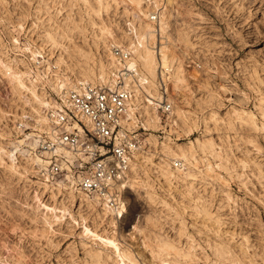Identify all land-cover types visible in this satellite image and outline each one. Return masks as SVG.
<instances>
[{
  "label": "rangeland",
  "instance_id": "374dc122",
  "mask_svg": "<svg viewBox=\"0 0 264 264\" xmlns=\"http://www.w3.org/2000/svg\"><path fill=\"white\" fill-rule=\"evenodd\" d=\"M138 1L0 0V264H264V0L167 3L150 43L180 65L173 122L137 129L124 217L44 179L28 135L58 82L71 88L86 56L109 57L111 34L153 28ZM151 77L146 96L159 94ZM181 147L189 160L176 168Z\"/></svg>",
  "mask_w": 264,
  "mask_h": 264
},
{
  "label": "built area",
  "instance_id": "2783aa9c",
  "mask_svg": "<svg viewBox=\"0 0 264 264\" xmlns=\"http://www.w3.org/2000/svg\"><path fill=\"white\" fill-rule=\"evenodd\" d=\"M147 18L155 35L160 36L158 10ZM152 46L156 51L161 47L157 43ZM111 52L120 64L113 83H80L68 88L65 96L57 100L50 127L40 134L36 151L48 161L47 170L55 181L118 212L128 206L129 177L144 143L137 129L145 127L131 124V102L140 65L132 61L134 52L127 43L112 44ZM128 78L131 81L127 82ZM159 78V94L146 96V88L142 87L141 96L150 98L157 107L161 124L172 125L169 79L161 75ZM142 109L135 108L133 114L140 117ZM173 165L179 168L182 162L176 159Z\"/></svg>",
  "mask_w": 264,
  "mask_h": 264
},
{
  "label": "bare ground",
  "instance_id": "6f19581e",
  "mask_svg": "<svg viewBox=\"0 0 264 264\" xmlns=\"http://www.w3.org/2000/svg\"><path fill=\"white\" fill-rule=\"evenodd\" d=\"M170 1L172 0H153V3L148 7V10L149 9L158 10V12L160 13V17H161L160 18L161 27L164 30H166L168 26L167 21L165 20V16L167 12L166 5L167 3H170ZM138 2H139L140 10L144 14H149L145 12V9H143L142 6H140L141 0H139ZM129 24L130 26L126 28L122 36L117 37L113 34L111 35L114 39V44L122 45L124 44V41L127 43V46L130 47L132 51L134 52V59L132 61L136 63L138 62V64L140 65L138 72H137V76H136L137 79L134 83L135 96L133 97L132 102H131L132 104L131 108L133 110L131 114V118H132L131 124L136 125L138 123L137 117L133 114L134 109L138 107L139 108L142 107L143 109H145V113L142 114L145 118L143 121V126L146 129H151V127H157L159 123L161 122V119L159 115L157 114V107L151 104L152 103L151 99L150 98L145 99L144 97L141 96L142 95L141 88L143 87V88H146L145 90H148V85L150 83L155 84L153 83L154 80L150 79V77L152 76L153 78H155L157 74L163 77H166L168 79L172 77L176 80H179L181 78L180 65L175 61L174 56H171V52L166 45H161V47H159L156 51L153 48V46L150 44V39L155 36L153 28L150 24L144 22L143 20L139 21L138 23L134 21H130ZM86 57L87 59L84 62V65L81 66V70L72 79L74 86H77L80 83H92V84L104 83V82L113 83V75L115 73V69H118L120 67V64L115 59L112 52L109 53V57H107L105 60L99 59V61H97L93 57L92 58L88 56ZM138 79L140 82H138ZM129 81H131L130 78H128L127 82ZM56 90L59 93L60 97H64L68 90V87L65 82H58L56 84ZM148 93L151 94L150 91ZM45 104L48 106V111H45L44 113L41 114L40 123L38 125L36 124V127H34L35 131L34 132L32 131L33 133H31V135H28V138L32 136L33 138L32 144L34 147L37 146L38 139L40 137L41 132L44 130H47L50 127V122L52 120V113H54L55 107L57 106V104H52L49 102H46ZM177 112L179 113L181 117L182 116L181 111L175 108L174 113H177ZM136 155H137V158L141 156L140 153ZM170 156H171V159L180 158L182 160V164L184 165L189 160L187 150L183 147H181L180 149H175V150L170 151ZM33 159L42 160L40 156L39 157L37 156ZM47 163L45 167L46 169H48ZM168 164H169L168 171L170 173H174L176 169L173 171V169L170 166L171 163H168ZM132 170H133L132 171L133 174L129 177V183H128L129 192H131V186H133L136 174L138 173L137 163H135L132 166ZM43 175L45 176L44 179L46 181H50L51 175L48 172V170L45 171ZM56 184H57L56 188L68 190V193L71 197H78L81 201L88 202L90 204L96 203L92 198H90L85 193L81 191H76L72 187L71 188L67 187L60 181H56ZM101 208L105 211V213H109L110 215H112V218L124 217L125 213L128 211V206H123V208L119 209L118 212L111 211L108 208H105L103 206H101Z\"/></svg>",
  "mask_w": 264,
  "mask_h": 264
}]
</instances>
